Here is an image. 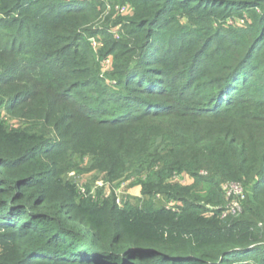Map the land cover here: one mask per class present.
<instances>
[{"label": "trees", "instance_id": "trees-1", "mask_svg": "<svg viewBox=\"0 0 264 264\" xmlns=\"http://www.w3.org/2000/svg\"><path fill=\"white\" fill-rule=\"evenodd\" d=\"M0 14V264H264V0H0ZM80 170L135 179L144 205L82 194Z\"/></svg>", "mask_w": 264, "mask_h": 264}, {"label": "rangeland", "instance_id": "rangeland-1", "mask_svg": "<svg viewBox=\"0 0 264 264\" xmlns=\"http://www.w3.org/2000/svg\"><path fill=\"white\" fill-rule=\"evenodd\" d=\"M91 1H95V2H100L102 0H91ZM110 1V0H108ZM109 4V3H108ZM120 7V5H108L107 7V11H114L117 12V8ZM116 15V13H115ZM5 16H2L0 14V20L4 19ZM114 19H112L113 21ZM117 39L119 38L118 34L116 35ZM102 38V37H100ZM100 38L98 36H93L90 37V43H91V47L93 48V50L95 52H97L99 49L98 46H96V44H98ZM100 70L102 71V67L100 65ZM104 75V74H103ZM4 115L6 116V121L7 122H11V117L9 114L5 113L7 111L3 110ZM70 178H72V180L74 181L75 184H77L81 190H83L85 193H87L89 190V192L94 195L97 196V194L100 192L101 189H103V193L106 196H110L112 193L114 194V196L116 197L117 192L120 194V200H121V208L125 207V205L128 203V205L131 206H138L141 207L144 205L145 203V198L142 195V186L136 183V180L132 179V180H128L123 182L120 185L117 184H108V183H104L103 181H98L95 182L94 180V176H92V174H86L83 173L82 170L80 171H75L73 173L70 174ZM187 180V176L184 177ZM180 179V178H179ZM114 185V186H113ZM82 193V191H81ZM83 194V193H82ZM154 204L158 205V206H172V204L167 203V200L162 197V196H157L155 198V200L153 201ZM117 204V203H116ZM234 207H238L237 204L234 205Z\"/></svg>", "mask_w": 264, "mask_h": 264}, {"label": "built area", "instance_id": "built-area-1", "mask_svg": "<svg viewBox=\"0 0 264 264\" xmlns=\"http://www.w3.org/2000/svg\"><path fill=\"white\" fill-rule=\"evenodd\" d=\"M129 11H130V7L128 5L120 6L117 8V13H120L122 15H127L129 13ZM96 46L100 47L99 42H98V44H96ZM111 66H112V58L109 57V58H105L102 60L101 67H102L104 73L109 71ZM113 84H116V83L114 82ZM176 179H179V178H176ZM180 179H181V177H180ZM81 191L83 194H85V192L83 190H81ZM223 191L227 195V200H228V206H227L226 214H228V213H230L232 215L239 214L242 211L241 204H240L239 200H242L244 197L243 196L244 191H243L242 186L240 184H237V183H227L223 186ZM116 203L119 207L121 206L120 194L118 192L116 195ZM235 204H237L238 207H234ZM226 214L224 215V217L226 216Z\"/></svg>", "mask_w": 264, "mask_h": 264}]
</instances>
